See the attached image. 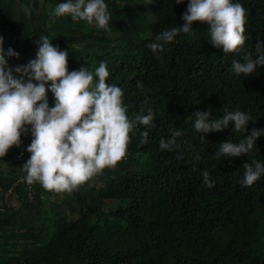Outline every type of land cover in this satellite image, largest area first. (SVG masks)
<instances>
[{"label": "trees", "instance_id": "16d2710c", "mask_svg": "<svg viewBox=\"0 0 264 264\" xmlns=\"http://www.w3.org/2000/svg\"><path fill=\"white\" fill-rule=\"evenodd\" d=\"M61 0H0L4 47L20 53L10 65L35 58L40 36L65 50L68 68L93 72L105 62L106 83L123 93L126 114L154 113L152 126L129 133L125 155L71 192L28 184L23 164L31 135L0 157V264H264V178L241 186L243 163L264 162V135L247 155L217 159L218 144L247 133L232 125L204 135L192 127L198 110L212 118L250 113L264 127V68L231 71L241 54L209 43L206 24L193 21L157 56L147 44L180 27L188 0H105L108 30L54 15ZM246 9L244 47L264 40V0ZM94 75V82H95ZM50 106L54 102L48 92ZM147 127V143L141 132ZM170 149H161L173 131ZM198 157V158H197ZM215 181L208 187L201 172Z\"/></svg>", "mask_w": 264, "mask_h": 264}, {"label": "clouds", "instance_id": "9594fccd", "mask_svg": "<svg viewBox=\"0 0 264 264\" xmlns=\"http://www.w3.org/2000/svg\"><path fill=\"white\" fill-rule=\"evenodd\" d=\"M183 2L174 0L175 4ZM53 12L106 31L111 19L105 0H61ZM197 20L207 25L212 46L241 54V60H233L230 66L235 75L249 77L264 68V40L258 39L252 50L244 47L247 16L239 0H188L180 27L158 33L147 47L158 56L179 33H189ZM34 42L35 58L13 66L9 59L19 58L20 53L12 47L5 49L0 35V157L12 146L20 147L21 136L30 134L26 148L30 156L23 164L25 181L38 182L48 191L71 192L105 167L114 166L125 155L129 133L137 125L152 126L154 113L126 114L121 88L106 83L109 72L104 61L94 73L83 65L69 71L66 49L43 35ZM49 91L54 98L51 106ZM192 116V127L201 140H205L201 134L222 131L230 124L233 133H247L238 142L221 141L214 153L217 159L247 155L264 135V127H249L255 120L247 112L226 111L212 118L209 110H198ZM180 135L176 130L167 140L161 138L160 148L170 149ZM147 136L146 127L141 144L147 143ZM243 168L241 186H252L264 178V162L245 161ZM201 176L206 186H214L207 170Z\"/></svg>", "mask_w": 264, "mask_h": 264}]
</instances>
